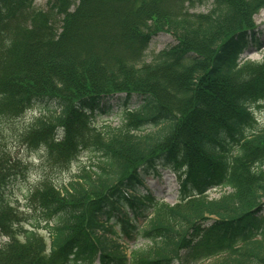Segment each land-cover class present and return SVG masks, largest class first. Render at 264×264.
I'll list each match as a JSON object with an SVG mask.
<instances>
[{
	"label": "trees",
	"instance_id": "1",
	"mask_svg": "<svg viewBox=\"0 0 264 264\" xmlns=\"http://www.w3.org/2000/svg\"><path fill=\"white\" fill-rule=\"evenodd\" d=\"M35 1L0 0V126L38 111L26 150L90 165L44 173L21 211L30 169L0 142V264H264V57L244 59L264 0ZM160 33L176 44L148 61ZM122 94L120 125L96 128ZM166 174L174 206L144 192Z\"/></svg>",
	"mask_w": 264,
	"mask_h": 264
},
{
	"label": "rangeland",
	"instance_id": "2",
	"mask_svg": "<svg viewBox=\"0 0 264 264\" xmlns=\"http://www.w3.org/2000/svg\"><path fill=\"white\" fill-rule=\"evenodd\" d=\"M36 5L39 8L46 9L49 0H36ZM207 11V7H200L197 12L205 13ZM255 22L257 25V30L259 32V36H257L260 40V43L263 45V48L259 51L256 49L250 50L244 56L245 60H248L251 63H261L264 57V10L260 12L259 15L256 16ZM176 42L172 36L166 33H160L155 36L150 44V48L148 51V61H151V57L154 54H157L169 47L175 45ZM126 96H117L115 99L110 101L111 109L108 110L110 113L98 117L94 121V126L96 128L101 129L105 124H109L113 127L119 126L121 123V113H122V104ZM137 102V98L134 97L131 100V107L134 108ZM255 115L258 120L264 125V107L261 109H254ZM39 116V112H28L22 118L14 123L2 124L0 126V142L2 144V148L7 150L14 158L21 160L24 162L30 169L29 176L24 181H18L14 183L10 188V201L15 204L20 209L27 210L30 205L28 196L30 195L31 189H33L40 181V178L44 173H49L50 177L54 181L57 186L67 184L72 176L75 174L78 168V164L80 165H90L89 158L84 154L80 158L79 163H75L70 169L69 172H59L58 170H50L47 165L45 157L43 158L42 153L33 154L26 150V148L22 145L20 140V135L27 128L33 120ZM162 183H169L168 188L169 191L164 189V184L158 183L157 181L149 180L148 182V192H151L153 196L159 198L160 200H164L170 206H174L176 203V191L178 190V185L174 176L166 174L163 178ZM221 191L213 192L211 194L212 198H219L221 195ZM23 211V210H21ZM31 216H36V219L39 220L41 218L40 215L30 212ZM143 227L145 225L144 222L140 223ZM46 235V232H43ZM127 252L132 250H145L147 247L146 243L143 241H139L138 245H134L133 243L129 246L124 243H120ZM201 264H208V262H202Z\"/></svg>",
	"mask_w": 264,
	"mask_h": 264
},
{
	"label": "bare ground",
	"instance_id": "3",
	"mask_svg": "<svg viewBox=\"0 0 264 264\" xmlns=\"http://www.w3.org/2000/svg\"><path fill=\"white\" fill-rule=\"evenodd\" d=\"M166 190H168V188H165Z\"/></svg>",
	"mask_w": 264,
	"mask_h": 264
}]
</instances>
